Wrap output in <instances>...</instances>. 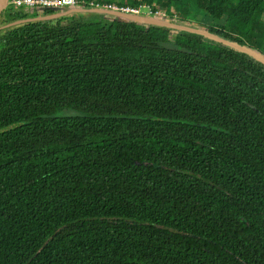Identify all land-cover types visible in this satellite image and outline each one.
<instances>
[{"label":"trees","instance_id":"1","mask_svg":"<svg viewBox=\"0 0 264 264\" xmlns=\"http://www.w3.org/2000/svg\"><path fill=\"white\" fill-rule=\"evenodd\" d=\"M177 6L0 33V264H264V0Z\"/></svg>","mask_w":264,"mask_h":264},{"label":"built area","instance_id":"2","mask_svg":"<svg viewBox=\"0 0 264 264\" xmlns=\"http://www.w3.org/2000/svg\"><path fill=\"white\" fill-rule=\"evenodd\" d=\"M145 5V9L143 6ZM73 7H88L95 9H103L107 11L116 12L122 16H148L162 17L167 16L164 11L158 10L147 3L130 4L120 1L108 0H24L22 5L16 9L15 12L20 14H27L29 12H36L37 15L45 10H61L64 8Z\"/></svg>","mask_w":264,"mask_h":264},{"label":"rangeland","instance_id":"3","mask_svg":"<svg viewBox=\"0 0 264 264\" xmlns=\"http://www.w3.org/2000/svg\"><path fill=\"white\" fill-rule=\"evenodd\" d=\"M111 1V0H110ZM146 1V0H145ZM150 2L149 5H151L152 7L158 9V10H162L164 7V4H165V0H148ZM140 2V1H138ZM177 17L176 16H173V17H170V16H165V17H161V19L163 21H165L166 23H169V22H174L176 21L175 23H178L179 20H183L182 22H179V25L182 26V27H194L196 28L197 24L193 21L194 19L196 20H199V21H202V22H206L207 24L209 23V21H211V19H209L208 17L206 16H198L196 18H194L192 20V18H190L191 20L189 21H193V22H187L186 21V17H188L190 14V11H184L180 6H177ZM145 5L143 6V9H145ZM66 10L69 9L68 8H65ZM146 10V9H145ZM62 11L64 10H54V13H40L39 15L41 16H44V19L46 20H53L55 19V17H57L58 13H61ZM84 15L90 19H98L100 18L101 16H106V17H111L110 14H107V13H97V12H84ZM33 17V12H29L27 14H25L24 17H20V18H11L10 20V24L9 25H14V24H18V22H21L23 20H25L26 18H32ZM140 17H144V18H151V19H160L159 16H151V17H148V16H144V15H140ZM185 17V19H184ZM172 22V23H173ZM259 37L257 38V48H247L245 46H242L241 44H238L236 42H231V44H234L235 46H237L239 49L243 50V51H246V52H249L251 54H254L256 56H258L259 58H261V54L264 53V16L261 18V23H260V27H259ZM241 38V36H239ZM245 36L242 35V38L241 39H244ZM253 55V56H254ZM75 114H78V112H76L75 110H72V109H63L61 110L60 112H58V115H75Z\"/></svg>","mask_w":264,"mask_h":264},{"label":"water","instance_id":"4","mask_svg":"<svg viewBox=\"0 0 264 264\" xmlns=\"http://www.w3.org/2000/svg\"><path fill=\"white\" fill-rule=\"evenodd\" d=\"M24 0H0V33L9 26L10 24V20L13 16V14L15 13L16 9L18 7H20L22 5ZM68 11H84V12H100V13H107V14H113V15H118L121 16L123 18H132L135 20H139V21H147V22H151V23H159V24H163V25H167L168 23L165 24V21H160V19H151V18H144V17H140V16H122L119 15L116 12H112V11H107V10H103V9H95V8H88V7H73V8H69L67 9ZM36 18L38 19H44V16L41 15H37ZM20 23V22H18ZM17 24V23H16ZM199 30V29H198ZM213 37L217 40H221L224 41L225 43H227L228 45L243 51L241 49H239L237 46H235L234 44H231L230 41H226L216 35H213ZM246 52V51H245ZM249 53V52H247ZM250 55H254L249 53ZM255 58L260 59L262 61H264V58H259L258 56L254 55Z\"/></svg>","mask_w":264,"mask_h":264},{"label":"crops","instance_id":"5","mask_svg":"<svg viewBox=\"0 0 264 264\" xmlns=\"http://www.w3.org/2000/svg\"><path fill=\"white\" fill-rule=\"evenodd\" d=\"M110 1V0H109ZM111 1H120V2H124V3H130V2H126L125 0H111ZM127 1H129V0H127ZM137 1H145V0H137ZM62 10H64L63 12H65V10L66 9H62ZM61 11V10H60ZM160 21H162L163 22V20L160 18ZM183 20H179V22H182ZM173 22V21H172ZM171 22V24H170V22H169V25L170 26H173V27H178V26H180L179 25V22L178 23H175L176 21H174L173 23ZM165 24H166V22H165ZM182 27V26H181ZM195 27V26H194ZM194 27H191V28H194ZM194 29H199V27H197L196 26V28H194Z\"/></svg>","mask_w":264,"mask_h":264}]
</instances>
